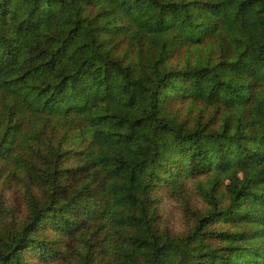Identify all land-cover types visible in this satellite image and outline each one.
<instances>
[{"label": "trees", "instance_id": "1", "mask_svg": "<svg viewBox=\"0 0 264 264\" xmlns=\"http://www.w3.org/2000/svg\"><path fill=\"white\" fill-rule=\"evenodd\" d=\"M0 264H264V0H0Z\"/></svg>", "mask_w": 264, "mask_h": 264}, {"label": "rangeland", "instance_id": "2", "mask_svg": "<svg viewBox=\"0 0 264 264\" xmlns=\"http://www.w3.org/2000/svg\"><path fill=\"white\" fill-rule=\"evenodd\" d=\"M163 216L167 219L169 225L173 228V230H176L179 225L178 219H180L178 207L171 202L165 203L163 205ZM160 226H163V222L160 223Z\"/></svg>", "mask_w": 264, "mask_h": 264}]
</instances>
